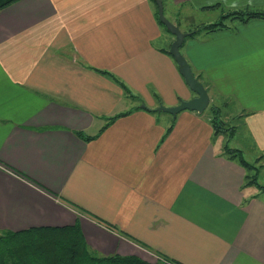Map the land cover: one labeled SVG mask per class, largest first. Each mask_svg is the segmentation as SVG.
<instances>
[{
  "label": "crops",
  "instance_id": "1",
  "mask_svg": "<svg viewBox=\"0 0 264 264\" xmlns=\"http://www.w3.org/2000/svg\"><path fill=\"white\" fill-rule=\"evenodd\" d=\"M162 1L182 31L195 12L264 10V0ZM156 11L154 0L0 9V162L30 178L0 163V228L77 222L98 254L264 264V191L223 152L206 111L234 114L264 154V18L184 38L180 51L209 103L173 116L154 108L195 92ZM259 169L258 181L264 162Z\"/></svg>",
  "mask_w": 264,
  "mask_h": 264
},
{
  "label": "trees",
  "instance_id": "2",
  "mask_svg": "<svg viewBox=\"0 0 264 264\" xmlns=\"http://www.w3.org/2000/svg\"><path fill=\"white\" fill-rule=\"evenodd\" d=\"M15 0H0V9ZM156 18L157 11H156ZM253 18H264V10L256 8L228 9L222 11L217 20L199 23L190 28L189 36L200 31L211 32L228 27V20L246 22ZM158 22L165 27L158 19ZM169 32V31H168ZM187 35V36H188ZM130 95L126 85L119 81ZM131 96V95H130ZM210 122L214 128V134L225 133L231 136L234 126L224 123L219 118V108L211 105L209 108ZM121 114V113H120ZM123 114V112H122ZM116 117V116H114ZM113 117V118H114ZM170 128V127H169ZM168 128V129H169ZM81 134V132H79ZM223 152L236 158L251 173L246 175V183L254 184L259 190L264 191V183L257 180L258 167L253 162L245 160L241 151L231 147L227 142L223 146ZM1 163V162H0ZM12 171L13 168L1 163ZM29 179L27 176L22 175ZM33 182V181H32ZM45 189L40 184L34 182ZM46 190V189H45ZM0 264H181L168 257L159 254L154 261L146 260L138 255L98 254L86 243L78 223L63 226H30L19 230L0 228Z\"/></svg>",
  "mask_w": 264,
  "mask_h": 264
},
{
  "label": "water",
  "instance_id": "3",
  "mask_svg": "<svg viewBox=\"0 0 264 264\" xmlns=\"http://www.w3.org/2000/svg\"><path fill=\"white\" fill-rule=\"evenodd\" d=\"M157 5V16L161 23H163L168 31L174 35L173 41L170 43L168 52L174 58L181 75L188 87L195 92V96L189 99H181L177 104L164 105L159 104L154 109L156 111H162L170 113L175 116L178 112L188 109L202 112L206 109L209 103V93L207 88L193 73L190 64L185 56L180 51L184 38L189 34V31H182L180 27L168 19L164 14V5L162 0H154Z\"/></svg>",
  "mask_w": 264,
  "mask_h": 264
},
{
  "label": "rangeland",
  "instance_id": "4",
  "mask_svg": "<svg viewBox=\"0 0 264 264\" xmlns=\"http://www.w3.org/2000/svg\"><path fill=\"white\" fill-rule=\"evenodd\" d=\"M171 10L173 13L174 8L173 7L170 8L169 6L166 5L165 10H164V14L166 17L169 16V13ZM227 10H228V7L224 6V9L223 8H214L213 10H210L207 12H195L190 16L187 14L188 15L187 17L191 18L190 21L189 22L187 21V22L193 26L194 24L198 25L199 23L203 24V23H207L210 21H214V20H217L219 18V15L222 11H227ZM180 11L183 14H184V12L186 14L187 13L186 11H190V10H184V11L180 10ZM184 17H186V16H184ZM184 19L185 18H183L182 20H184ZM227 22L231 23L230 20H228ZM181 25H182V27H189L190 26V25L189 26L186 25V23L183 21H182ZM170 38H171V42H172L174 39V36H170ZM170 43L168 42V45H167L168 48H169ZM209 108L210 107H208L206 109V111H208V113H209ZM222 118H224V120H222V119L221 120L224 121L225 124L230 125V126H234V132L231 136L226 135L225 133H222V135L225 136V143L227 142V144L229 146L238 148L241 151L243 158L249 162H253L255 164V166L258 167V170H260L259 168L263 166L264 154L260 153L259 155L256 156V151L247 143V140L245 139V136H244L243 131H242L243 125H242L241 121L238 120L234 114L232 116H231V114H228V117L225 118V116H224ZM250 173H251V171H250ZM263 180H264V177L261 176L259 178V181H261L263 183L264 182Z\"/></svg>",
  "mask_w": 264,
  "mask_h": 264
}]
</instances>
